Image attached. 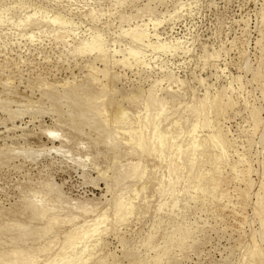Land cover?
I'll return each mask as SVG.
<instances>
[{
    "label": "rangeland",
    "instance_id": "1",
    "mask_svg": "<svg viewBox=\"0 0 264 264\" xmlns=\"http://www.w3.org/2000/svg\"><path fill=\"white\" fill-rule=\"evenodd\" d=\"M0 1V10L8 9L0 21V81L9 82V87L0 88V95L2 93L4 98L10 100L15 97V100L23 102L36 99L50 107L46 112H12L16 109V102L10 100L4 103L0 100V264H17L15 260L27 255L40 259L30 264H43L48 256L55 254L67 242L77 225L97 215L103 217L101 222H97L101 232L94 238L99 237L101 242L85 252L84 258L87 260L83 264H157L156 261L159 264H243V257L249 252L248 246L254 242L261 245L259 247L263 249L264 256L260 238L253 237L255 231L256 237L260 234L261 217H258L259 214L256 216L254 202L264 174V149L261 150L263 152L259 151L262 146L264 148V100L261 99V92H264V0H151L152 4L150 0ZM146 2L147 5H144ZM90 8H100L99 21H92L88 16ZM32 12L39 17L47 15L46 18L57 16L61 20L65 19L69 22L68 28L76 29L80 35L87 37L96 32L90 27L101 28L106 38L105 54L102 52L97 61L99 52L95 50L80 53V50L75 49L73 38L68 36L60 38L49 32L37 34L39 38L37 35L28 36L26 30L29 33L32 26H20V23L26 14ZM156 16L163 21L154 28L152 20ZM121 17L130 19L129 24L145 22L151 41L159 38L178 43V51L172 54L149 49L150 53L145 55L149 60L148 65L123 68L120 66L122 62L133 64L136 59L129 51L131 42L128 37L120 36L122 41L117 42L120 24L124 23ZM47 28H53V25L48 24ZM119 46L125 51L113 53L112 49ZM71 51L72 55L69 54ZM109 52L115 60H110L109 69L112 71L104 82L107 81L113 90L104 97L103 105L107 114H111V119L117 118L114 114L120 109L129 110L133 115L143 110L145 93H141L140 89H147L146 86L155 79L171 74L184 80L180 86L171 84L172 90L168 97L163 94L169 114L162 118L159 126L160 132L173 135L177 131L181 132L176 144L182 148L190 144L193 138L200 145L199 149L193 150L195 157L181 152L180 175L173 172V176L169 171V157L159 160L156 153L133 149L128 144L129 137L126 134L122 133L121 139L116 138L113 136L114 124L106 125L103 117L88 109L84 95L97 93L100 84H92L85 74H88L89 67L103 68L100 57L110 55ZM93 59L94 62L96 60L94 65L91 62ZM246 63L250 66L248 73L245 71L248 66ZM113 74H119L120 77ZM71 75L77 76L75 81L82 82V86L77 89L80 93L72 95L66 104L56 100H60L57 92L50 97L54 102L43 95L39 96L37 88L41 79L55 82L66 78L73 80ZM98 75L102 78L101 74ZM238 82H242L239 84L249 91L246 101L236 92ZM160 86H167V82L162 81L156 86L157 91ZM231 90L233 94H230ZM128 93L136 94V98L125 99ZM218 93H225L220 95L223 109L218 106V111L210 105L205 106V102L210 104ZM16 95L20 96L19 99ZM226 95H229V101ZM191 102L195 106L193 112L186 108ZM50 103L55 105L51 106ZM255 115L261 124L257 133L253 134L252 118ZM131 119L133 123L136 122L135 117ZM195 120L196 126H192ZM203 121L207 124H203ZM47 129L59 130V134L51 138L45 133ZM219 129L224 133L227 130L228 133L224 136L225 139L228 136L226 140L229 139V144L226 141L227 157L220 155L218 146L210 138ZM259 131L263 134L260 142ZM62 133L65 134L64 138ZM111 138L116 139L113 141ZM24 146L31 149L59 146L64 154L61 151V154L53 152L49 156L44 153L45 156L35 157L34 154L8 152L14 147L26 149ZM66 150L73 158L70 155L66 157ZM238 150L243 151V154ZM165 154L168 155V151ZM76 156H80L78 158L83 161L77 160ZM138 160L143 163L141 169L124 165ZM243 160L249 161L252 170L250 175L245 169L240 175ZM187 178L191 180L186 181ZM48 180L60 186L64 194L60 199L64 203L58 199L56 192L54 195L49 194V189L43 186ZM171 180L177 183L169 189ZM193 182L202 184V189H197V184ZM249 182L252 186H249ZM36 189L40 190L35 196ZM50 197L53 198L49 200ZM36 198L47 205H55L51 214L60 215H57V222L49 223L50 210L44 215L45 218L37 215L38 209L33 210L34 205L30 202L38 201ZM122 198L131 199V204L116 208ZM69 204L74 209L67 206ZM84 204L87 205L83 206L85 209L79 207ZM69 214H72L71 217L76 216L74 221ZM105 216L106 220L103 219ZM41 227L46 230H41ZM94 238L88 239L89 246L94 243ZM74 242L77 244L76 251H80L78 245L81 241ZM43 245L50 247L46 250L48 252L39 250Z\"/></svg>",
    "mask_w": 264,
    "mask_h": 264
},
{
    "label": "bare ground",
    "instance_id": "2",
    "mask_svg": "<svg viewBox=\"0 0 264 264\" xmlns=\"http://www.w3.org/2000/svg\"><path fill=\"white\" fill-rule=\"evenodd\" d=\"M133 1V0H131ZM135 1V0H134ZM160 1V0H159ZM1 2V1H0ZM97 2V1H95ZM148 2V1H147ZM147 2L144 3V5L146 4L147 5ZM151 2V0H150ZM131 3V2H130ZM86 4V3H85ZM120 4V3H119ZM149 4V3H148ZM152 4V2H151ZM178 4V3H177ZM20 5V7L23 6V4H18ZM133 5V4H132ZM180 5H181V2H180ZM108 6V5H107ZM177 6V5H176ZM264 6V5H263ZM117 7V5L115 6V8ZM144 8V6H142ZM155 7V6H154ZM153 7V9H155ZM97 8V7H96ZM108 8V7H107ZM135 8V7H133ZM141 8V7H140ZM100 9V8H99ZM99 9H95V8H90L89 10V14L88 16L91 17V20L92 21H99L100 20V15L101 13L99 12ZM119 9V8H118ZM142 9V8H141ZM7 10L8 9H4L3 11L0 10V21L1 19L5 16V14L7 13ZM102 10V8H101ZM113 11V10H112ZM146 11V10H145ZM151 11V10H150ZM149 11V13H150ZM108 12V11H107ZM121 12V11H120ZM119 12V13H120ZM157 12V11H156ZM161 12V11H160ZM172 12V11H171ZM46 13V12H45ZM105 13V11H104ZM154 13V12H153ZM167 14V13H166ZM121 15V14H120ZM126 15V14H125ZM128 15V14H127ZM137 15V14H135ZM150 15V14H149ZM154 15V14H153ZM172 15V14H171ZM181 15V14H180ZM40 15H36L35 13H30V14H26L25 18L23 19V21L20 23V26H28V25H31L32 27L29 28V33L27 32L26 30V33L28 36L30 37H33V36H36L37 34H44L45 32H49L51 33L50 35H59L58 37L60 36H68V37H72L73 40L75 41V49H78L80 50V53L81 52H89V51H92L95 50L97 52H99L97 54V61L99 60L98 59V56H101L102 55V52L104 53V51L106 50V45H105V39H104V36H103V33L100 31L101 28H98L97 26H95V28L93 27H90L91 29H94L96 32L92 33L89 35V37H87L86 35L83 36V35H80V33L76 30V29H73V28H68V21H66L65 19L61 20L59 17H52V18H46L48 17L47 15H43L41 17H39ZM133 16V15H132ZM138 16V15H137ZM159 16V15H158ZM262 16V14L260 15ZM9 17V16H8ZM135 17V16H134ZM141 17V16H140ZM145 17V16H144ZM153 17V16H152ZM151 17V18H152ZM155 17V15H154ZM157 17V16H156ZM7 18V17H6ZM110 18V16H109ZM143 18V17H142ZM146 18V17H145ZM264 18V17H263ZM5 19V18H4ZM10 19V18H9ZM141 19V18H140ZM166 19V18H165ZM116 20V19H115ZM137 20V18L135 19ZM139 20V18H138ZM121 21L122 22H127V24H120V29H119V32H118V40L117 42L121 43V37H128L130 39V53H132L134 56H135V61L133 62V64H127L126 62H122L120 66H122L123 68L124 67H129L131 68L133 65L135 66H140L142 65L143 66H146L148 65L149 63V60L148 58H146V53H150L148 51L152 50V51H162V52H170V53H176L179 49V46L180 44L178 45V43H172L171 41H164L163 39H157L156 41H151L150 40V33H149V29H148V26L145 22H141V23H138V22H135L134 24H129L130 22V19H125L124 17H121ZM163 21V20H162ZM161 19H159L158 17L154 20H152V26L154 28H156V26L158 24H161ZM132 22V21H131ZM91 23V22H90ZM48 24H52L53 25V28H47V25ZM73 24V23H72ZM82 24V23H81ZM92 24V23H91ZM108 24V23H107ZM98 25V24H97ZM119 25V24H118ZM55 26V27H54ZM94 26V25H93ZM150 27V26H149ZM7 29V28H6ZM103 30V28H102ZM104 31V30H103ZM108 32V31H107ZM42 34V35H43ZM117 34V33H116ZM26 35V34H25ZM45 35V34H44ZM88 35V34H87ZM121 36V37H120ZM261 36V35H260ZM42 37V36H41ZM48 37V36H47ZM55 37V36H54ZM35 38V37H34ZM37 38L38 35H37ZM56 38V37H55ZM61 38V37H60ZM36 39V38H35ZM42 39V38H41ZM70 39V38H69ZM40 40V39H39ZM128 40V39H127ZM155 40V39H154ZM68 41V40H67ZM116 42V40H115ZM261 43V42H260ZM71 44H74V43H71ZM66 45H69V44H66ZM108 45V44H107ZM110 46V45H109ZM182 46V45H181ZM73 47V46H72ZM189 48V47H188ZM111 49V48H109ZM150 49V50H149ZM11 50V49H10ZM74 50V48H73ZM114 52L113 53H118V52H124V48L120 47L119 48H116L114 47L112 49ZM77 51V50H76ZM109 51V50H108ZM91 52V53H92ZM106 52V51H105ZM157 52V53H158ZM264 52V50H263ZM79 53V54H80ZM110 53V52H109ZM165 53V54H166ZM241 53V52H239ZM69 54H73L72 51L71 53ZM78 54V53H77ZM105 54V53H104ZM103 54V55H104ZM127 54V53H126ZM243 54V53H242ZM111 55V56H110ZM110 55H106L105 57L101 58V62H103V68H99L98 66L97 67H89V71H88V74H85L89 81H91L92 84H96V83H99L100 86H99V90L97 93L95 94H88V93H85L84 97H85V101H86V105L88 107L89 110L91 111H94L96 113H98L99 116L103 117V119L105 120L104 122H106V125H109L110 123L114 124V130H115V133L113 134V136H115L116 138H120L121 134L123 133L126 134L128 137H129V140H128V144L134 149V148H137L139 150H141L142 152H148V151H151L158 155V158L159 160H162L164 159L165 157H169L170 158V168L171 170L169 169V171L172 172V175H173V172L174 174L176 175H180V173L182 172V169L180 170L179 169V165L181 164L180 163V155H181V152H185V153H188V154H191L193 157H195V152L197 149H199L198 147L200 146L195 140L196 138H193V140L190 142V144H188L186 147L182 148L183 146L179 145V144H176V140L177 138L180 136L181 132L177 131V133L175 135L171 134V133H165V132H160L159 131V126L161 124V121H162V118L165 117V115L168 113V106L166 104V96H164L163 94H167V97H168V94L171 92V84H177L178 86L182 85L184 83V80L178 78V77H174V76H171V74H166L164 76H162L160 79H155L154 81H152V83L149 85V86H146L147 89H140L141 93H145V99L144 100V109L139 111L136 115L129 111V110H126V109H120L118 111H115V114H114V117L116 116L117 118L115 119H111L110 115L107 114V110L104 109V105H103V100H104V97H107V93L110 92V90H113L112 88L110 89L108 85L109 83H107V81L104 82V80H107V77H108V74L110 71L109 69V66H111V63H110V60H115V59H112L113 58V54L110 53ZM171 55V54H169ZM208 55V54H207ZM115 56V54H114ZM156 56V55H155ZM239 56V55H238ZM241 56V55H240ZM8 58V56H6ZM122 58V57H120ZM247 58V57H246ZM244 58V59H246ZM96 59V57H95ZM153 59V58H152ZM208 59V58H206ZM89 60V59H88ZM138 61H141L139 63L141 64H138ZM242 61V60H241ZM89 62V61H88ZM92 63L94 62V59L91 61ZM90 62V63H91ZM100 62V63H101ZM154 62V61H152ZM249 62V61H248ZM86 64H88L87 62H85ZM96 64V60L94 62ZM94 63L92 65H94ZM17 64V63H16ZM114 64V63H113ZM164 64V63H163ZM248 66L245 68L246 72L250 70V66L248 63H246ZM18 65V64H17ZM84 65V64H83ZM90 65V64H89ZM151 65V64H150ZM157 65V64H156ZM161 65V64H160ZM239 65V64H238ZM153 66V65H152ZM162 66V65H161ZM244 66V65H243ZM85 67V65H84ZM149 67V66H148ZM167 67V66H165ZM245 67V66H244ZM111 68V67H110ZM163 68V67H162ZM87 69V67H86ZM120 69V68H119ZM164 69V68H163ZM124 70V69H123ZM168 70V69H167ZM163 71V70H162ZM166 71V70H165ZM171 71V70H170ZM169 71V72H170ZM244 71V73H245ZM121 72V71H119ZM125 72V70H124ZM164 72V71H163ZM101 74L102 78H100V76L98 74ZM248 73V72H247ZM74 74V73H73ZM122 74V73H121ZM127 74V73H126ZM125 74V75H126ZM113 75H116V74H113ZM112 75V76H113ZM124 75V74H123ZM122 75V76H123ZM162 75V74H161ZM160 75V76H161ZM248 75V74H247ZM260 75V73H259ZM262 75V74H261ZM73 77V80H69V78H66L62 81H58V82H55V81H51L50 79H41L40 82H39V85H38V88L37 90L41 93H39V96L40 95H43V97H47V100L50 99V97L52 96L51 94L52 93H59V97H60V100L59 99H56L58 100L60 103L62 104H66V102L71 98L72 95H77L79 94L80 92L77 91V89H79L82 85L81 83L79 82H76L75 81V78L77 79V76L75 75H71ZM118 77V75H116ZM159 76V75H158ZM157 76V77H158ZM127 77V76H125ZM196 77V76H195ZM202 77V76H201ZM246 77V76H245ZM7 78V77H6ZM237 78V77H236ZM86 79V80H88ZM122 79V78H121ZM125 79V78H124ZM153 79V78H152ZM252 79V78H251ZM250 79V80H251ZM109 80V79H108ZM259 80V79H258ZM162 81H166L167 82V86H160L161 88L157 91L156 89V86H159L160 83ZM239 81V80H238ZM110 82V81H108ZM151 82V80H150ZM243 84L242 82H238V86H237V89H236V92L238 93V95H241L243 96V98L245 99L246 101V97L249 95V91L247 90L246 91V88L244 89L245 86L241 85ZM8 85L9 87V82L6 80V81H0V88ZM11 85V84H10ZM245 85V84H244ZM95 86V85H94ZM247 86V85H246ZM260 86V85H259ZM141 87V86H140ZM220 87V86H219ZM225 87V85H224ZM252 88V87H251ZM254 88V87H253ZM4 89V88H3ZM207 89V88H206ZM228 89V88H227ZM208 90V89H207ZM1 91V90H0ZM6 91H9V90H6ZM31 91V90H30ZM33 92V91H32ZM233 90H231L230 94H233L232 93ZM5 93V91H4ZM255 93V92H254ZM215 94V92H214ZM225 93H223L224 95ZM229 94V95H230ZM3 94L1 93L0 95V100H3V102H8L11 100V101H14L16 102V109L14 108V110H12V112H46V111H49L50 107L49 106H45L43 105L41 102H38L36 101H17L15 100L16 98L14 97L13 99H8V98H4L2 96ZM206 95V94H205ZM222 95L221 93L217 94L213 99H211V103L209 104V102H205V106L207 105H210L212 106L213 108L217 109L219 107H222L221 109H223V106H221V101L223 100L221 97L223 96H220ZM229 95H226L225 98H227L226 100L229 101V98L227 96ZM261 99L264 100V92H261ZM6 96V95H4ZM8 96V95H7ZM109 96V94H108ZM16 97H18L16 95ZM20 97V96H19ZM18 97V99H19ZM22 97V96H21ZM25 97V95H24ZM35 97V96H34ZM212 97V96H211ZM230 98L231 95L229 96ZM26 98V97H25ZM23 98V99H25ZM30 98V97H28ZM37 98V97H36ZM125 99H133V98H136V94L134 93H128L125 97ZM123 98V99H124ZM205 98V97H204ZM251 98V97H250ZM52 99V98H51ZM50 99V100H51ZM142 99V98H141ZM233 99V98H232ZM32 100V98L30 99ZM168 100V99H167ZM242 100V99H241ZM248 100V98H247ZM52 102H54L53 100H51ZM1 102V101H0ZM4 102V103H5ZM248 102V101H247ZM225 103V102H223ZM227 103V102H226ZM230 103V102H229ZM1 104V103H0ZM51 106L52 105H55V104H52L50 103ZM232 104V103H231ZM230 104V105H231ZM246 104V103H245ZM7 105V104H6ZM106 105V104H105ZM229 105V104H228ZM219 106V107H218ZM256 106V105H255ZM3 107V106H1ZM5 107V106H4ZM54 107V106H53ZM52 107V108H53ZM254 107V105H253ZM51 108V109H52ZM187 109H190L192 112L194 111L195 109V106H194V103L191 102L189 105H187L186 107ZM208 109V108H207ZM206 109V110H207ZM255 109V108H254ZM256 110V109H255ZM50 111H53V110H50ZM204 111V110H203ZM220 111V110H218ZM222 111V110H221ZM206 113H208L207 111H205ZM50 113V112H49ZM110 113V112H109ZM82 114V113H81ZM169 114V113H168ZM182 114V113H181ZM224 114V113H223ZM73 115V114H71ZM109 115V116H108ZM107 116V117H106ZM132 117H135L136 118V122L133 123L132 121ZM168 117V116H167ZM180 117V116H179ZM254 123L252 124L253 128H252V133L253 134H256L257 133V130H258V127L259 125L261 124V122L259 123V118L256 117V115L254 116ZM175 120V119H173ZM179 120V119H178ZM183 120V119H182ZM103 121V120H102ZM262 121V120H261ZM188 122V121H187ZM211 122V121H210ZM182 123V122H181ZM203 124H207L206 121H203ZM111 125V124H110ZM109 125V126H110ZM175 125V124H174ZM107 127V128H110V127ZM192 126H196V120L192 123ZM167 127H171L170 126H167ZM202 127V126H201ZM262 127V126H261ZM176 128V127H175ZM179 129V127H178ZM177 129V130H178ZM222 129V128H221ZM221 129H219L217 132H214L213 134L210 135V138L212 139L213 142H215V144L218 146L219 148V151H220V155L222 157H227L228 156V149H227V145L229 144V139L226 140L228 138V136L226 137L225 139V133H227L225 130V133L221 131ZM225 129V128H224ZM112 130V129H111ZM166 130V129H165ZM59 130H55V129H47L45 133L48 134V136H52L51 138L53 137H56L59 133H58ZM167 131V130H166ZM174 131V130H173ZM260 132V131H259ZM51 133H56L57 135H51ZM112 133V132H111ZM263 133H264V130H263ZM61 134V133H60ZM63 134V133H62ZM228 134V133H227ZM226 134V135H227ZM46 135V134H45ZM65 134L62 135V137L64 136ZM259 142L260 140L262 141V132H260L259 134ZM61 137V135H59ZM61 137V138H62ZM64 138V137H63ZM110 138V137H109ZM116 138H111L112 140L116 139ZM50 139V138H49ZM56 139V138H55ZM59 139V137H58ZM121 139V138H120ZM52 140V139H51ZM65 140V139H64ZM113 140V141H114ZM226 141L228 142V144L226 145ZM258 142V141H257ZM109 143H112V142H109ZM114 143V142H113ZM118 143V142H117ZM116 144V141L115 143ZM127 144V143H126ZM257 144V143H256ZM258 145V144H257ZM260 145V144H259ZM263 145V144H262ZM25 147V146H24ZM261 147V145H260ZM26 149H23V148H10L8 152L10 153H17V154H20V155H32L34 154L35 157L36 156H40L42 154H47V155H52V153H60L61 154V151H62V148L59 147V146H49L47 148H42V149H31V148H27L25 147ZM259 148V147H258ZM201 149V148H200ZM239 149V148H237ZM235 149V150H237ZM263 148V146L261 147V149L259 151H261ZM64 150V149H63ZM194 150V151H193ZM136 151V149H135ZM168 151V155L165 154V152ZM239 153H242L243 151H240L238 150ZM237 151V153H238ZM66 157H68V155H70L69 151L66 150ZM71 152V151H70ZM263 152V151H261ZM63 153V151H62ZM236 153V154H237ZM245 153V152H244ZM260 153V152H259ZM44 154V156H45ZM59 154V155H60ZM64 154V153H63ZM243 154V153H242ZM247 154V153H246ZM262 153H260L261 155ZM72 155V154H71ZM70 155V156H71ZM65 156V155H63ZM246 156V155H245ZM26 157V156H25ZM72 157V156H71ZM77 157V156H76ZM80 157V156H78ZM77 157V160L79 159ZM191 157V156H190ZM238 157H241V155L239 156L238 154ZM73 158V157H72ZM37 159V158H36ZM71 159V158H70ZM157 159V158H156ZM168 159V158H167ZM76 160V161H77ZM79 160H82L83 159H79ZM191 160H193L191 158ZM70 161V160H69ZM75 161V159L73 160ZM79 162L80 164V161H77ZM194 162V161H193ZM76 163V162H75ZM241 166H242V169H241V173L240 175H242V172H244L243 170L245 169V171L248 172V174L252 171L250 170V166H249V161H246V160H243L241 161ZM78 164V163H77ZM132 165V166H135L136 168H139L141 169V167H143V163L142 161H136V162H128L124 165ZM123 165V164H122ZM80 166V165H79ZM83 166V165H82ZM161 166V165H160ZM84 167V166H83ZM244 167V168H243ZM86 168V167H84ZM125 168V167H124ZM128 170H129V167H126ZM215 169V167H213ZM241 168V167H240ZM262 168V167H261ZM83 169V168H81ZM85 169H83L84 171ZM127 170V171H128ZM212 170V169H211ZM210 170V171H211ZM262 170V169H261ZM168 171V172H169ZM210 171H207V172H210ZM86 172V171H84ZM83 172V173H84ZM170 172V173H171ZM180 172V173H179ZM143 173V172H142ZM139 174V173H138ZM199 174V173H198ZM217 174V173H216ZM219 174V173H218ZM260 174V173H259ZM85 175V174H84ZM133 175V172L132 174ZM144 175V174H143ZM170 175V174H169ZM188 175V174H187ZM192 175V174H191ZM205 175V173L203 174V176ZM250 175V174H249ZM141 176V175H140ZM175 176V175H173ZM190 176V175H189ZM211 176V175H210ZM213 176V175H212ZM125 177V176H124ZM139 177V176H137ZM180 177V176H179ZM178 177V178H179ZM188 177V176H187ZM197 177V176H196ZM202 177V176H201ZM200 177V178H201ZM177 178V179H178ZM189 178V177H188ZM186 179L189 180V179ZM204 178V177H203ZM246 178V177H245ZM128 179V178H127ZM176 179V178H175ZM174 179V180H175ZM211 179H213L211 177ZM210 179V180H211ZM260 179V178H259ZM126 180V178H125ZM191 180V179H190ZM189 180V181H190ZM197 180L199 181V179L197 178ZM202 180V179H201ZM197 181V182H198ZM218 181V180H217ZM176 181H173L171 180L170 183H169V189L170 187L175 183ZM219 182V181H218ZM217 182V183H218ZM260 187H259V190L255 193V198L257 199L254 203L256 205V208L254 209L257 214L256 216L259 214L260 216L258 217H261L260 218V221H259V228H260V234L259 236L256 237V232H254V235L253 237L254 238H260V241L261 243L260 244H263L262 247H264V174H263V177L262 179L260 180ZM168 183V181H167ZM166 183V185H167ZM177 183V182H176ZM189 183V182H188ZM187 183V184H188ZM253 183V182H252ZM147 184V183H146ZM161 184V183H160ZM186 184V185H187ZM192 184V182H191ZM193 184H197V183H194ZM46 186L49 190V194L53 193V195L55 194V192L58 194V199H60V197L62 195H64L62 193V191L59 189L60 186H58V184L55 182V181H46L44 182L43 186ZM143 185V184H142ZM185 185V186H186ZM214 186V185H212ZM216 186V185H215ZM214 186V187H215ZM220 186V185H219ZM249 186H252V184L249 182ZM163 187V186H162ZM173 187V186H172ZM189 187V186H188ZM195 187V186H194ZM202 184L198 183L196 188L197 189H202ZM213 187V188H214ZM241 187H243L241 185ZM166 188H168L166 186ZM205 188V187H204ZM186 189H188L186 187ZM38 191H34V195L36 196L37 193H39V190L40 189H36ZM184 191V190H183ZM182 191V192H183ZM203 191V190H202ZM218 191V190H217ZM43 192V191H41ZM141 192V191H140ZM166 192V191H165ZM222 192V191H221ZM253 193V192H252ZM183 194V193H182ZM254 195V194H253ZM57 196V195H56ZM112 196V195H111ZM34 197V196H33ZM44 197V196H43ZM55 197V196H53ZM52 197V198H53ZM126 197V196H124ZM140 197V196H139ZM35 198V197H34ZM32 198V199H34ZM51 197L49 198L52 199ZM57 198V197H56ZM64 198V196L62 197ZM119 198V197H117ZM37 199V198H36ZM39 199V198H38ZM37 199V200H38ZM55 199V198H54ZM123 199V198H122ZM117 200V199H115ZM125 201V206L124 207H127L129 204H131V199H123ZM39 201V202H38ZM38 201H33L31 200L30 202L33 203V207L34 209L33 210H37V215H41L44 217V215L47 214V212L49 213V210L51 211L52 209H54L55 205L54 206H51V205H47L45 204L44 202H42L40 199ZM47 201V200H45ZM62 201V200H61ZM60 201V202H61ZM119 200H117L116 202H118ZM63 202V201H62ZM68 202V201H67ZM73 202V200H72ZM75 202V201H74ZM78 202V201H76ZM81 202V201H80ZM79 202V203H80ZM174 202V200H173ZM52 203H53V200H52ZM59 203V202H58ZM64 203V202H63ZM69 203V202H68ZM78 203V204H79ZM31 204V203H30ZM55 204V202H54ZM82 203H80L81 205ZM88 204V203H86ZM86 204L82 205V206H79V207H83L85 206ZM90 204V203H89ZM253 204V203H252ZM64 205V204H62ZM60 205V207L62 206ZM76 205V204H75ZM113 205H116L115 203ZM32 206V204H31ZM67 206H70L67 205ZM66 206V207H67ZM73 206V204H72ZM92 206V205H90ZM36 207V208H35ZM56 207H58L56 205ZM71 207V206H70ZM87 207V205H86ZM124 207H120L119 206V203H117V206L116 208H124ZM30 208V207H29ZM63 208V206H62ZM73 207H71L72 209ZM78 208V207H77ZM105 208V207H104ZM31 209V208H30ZM64 209V208H63ZM67 209V208H66ZM74 209V208H73ZM82 208H80V211H81ZM83 209H85V207H83ZM92 209V207H91ZM90 209V210H91ZM58 210V209H56ZM59 210L62 211V209L60 208ZM110 210V209H109ZM60 211V212H61ZM93 211V210H92ZM100 211V210H99ZM103 211V210H102ZM253 211V212H255ZM59 212V211H58ZM56 211V213H58ZM63 212V211H62ZM65 212V211H64ZM67 212V211H66ZM87 212V210H86ZM85 212V213H86ZM113 212V210H112ZM32 213H35V212H32ZM52 213V211L50 212V214ZM54 213V212H53ZM91 213V212H90ZM65 214V213H64ZM89 214V213H88ZM95 214V213H94ZM59 214H51V217L49 218V223H55L59 220L58 216ZM72 214H69L68 216H70ZM96 215V214H95ZM60 216V215H59ZM39 217V216H38ZM65 217H67L65 215ZM71 217V216H70ZM76 217V216H75ZM75 217H71V219H73L74 221V218ZM103 217V215H97L95 218L91 219V220H87L85 221L83 224H80V225H77V227H73L74 228V232L72 235H70L68 238H67V242L64 243L62 245V247L53 255L51 256H48V259L43 263V264H83L84 261H86L87 259L84 258V254L87 250H89V248H93L94 246L96 247L97 245L100 244L101 240L99 237H95L94 238V235L98 236L100 234L101 231H99V227H98V224L97 222H101V218ZM89 218V217H88ZM42 219V218H41ZM70 219V218H68ZM67 219V220H68ZM46 220V219H45ZM61 220V219H60ZM64 220V218L62 219ZM66 220V221H67ZM193 221V220H192ZM12 222V221H11ZM11 222H8V223H11ZM47 222V221H46ZM65 222V221H64ZM68 222V221H67ZM65 222V223H67ZM71 222V220H70ZM6 223V222H5ZM119 223V221H118ZM117 223V224H118ZM47 224V223H46ZM46 224L44 226H46ZM188 224V223H187ZM43 226V227H44ZM76 226V225H75ZM43 227H41V230L43 229ZM106 228V227H105ZM108 229V228H107ZM180 230V228H178ZM183 229V227H182ZM44 231L46 229H43ZM49 228H48V232H49ZM104 230V229H103ZM70 231V230H69ZM68 231V232H69ZM36 232V231H35ZM39 232V231H38ZM103 232V231H102ZM259 232V231H258ZM37 233V232H36ZM43 233V232H41ZM67 233V232H66ZM65 233V235H66ZM72 233V229H71V232ZM49 234V233H48ZM54 234V233H53ZM68 234V233H67ZM46 235V234H45ZM44 235V236H45ZM59 235V233L57 234ZM54 236V235H53ZM41 237V235H40ZM47 238H49L47 235H46ZM52 237V236H51ZM94 238V243L93 244H90L89 246V242H88V239L89 238ZM178 237V236H177ZM50 239V238H49ZM53 239V238H51ZM64 239V238H63ZM46 240V239H45ZM81 241V243H79L78 245V249H80V251H76L77 250V244H73L74 241ZM50 241V240H49ZM55 241V240H54ZM53 241V242H54ZM75 243V242H74ZM259 243V242H258ZM54 244V243H53ZM58 244V243H57ZM56 245V244H55ZM41 246V245H40ZM61 246V245H60ZM261 245H257V243L254 242V244H251L250 246H248V253L245 255L244 258V261L242 260L243 264H264V256H263V253H262V250L260 247ZM50 247L49 246H46V245H43L39 250L40 251H46L48 250ZM165 250V249H163ZM163 250L161 251L163 253ZM168 250V249H167ZM93 251V250H92ZM159 251V250H158ZM157 251V252H158ZM169 251V250H168ZM13 252V251H12ZM26 252V251H25ZM38 252V250H37ZM48 252V251H46ZM166 251H164L165 253ZM160 253V252H158ZM161 253V254H162ZM167 253V252H166ZM20 254V253H19ZM160 255V254H159ZM162 255H165V254H162ZM155 256V254H154ZM153 256V258H154ZM12 257V256H11ZM19 258V256H17ZM152 257V256H151ZM156 259H157V255L155 256ZM163 257V256H162ZM160 256V258H162ZM241 257V255H240ZM238 257V258H240ZM10 258V257H9ZM159 258V257H158ZM36 257L34 255H27V256H24L21 260H15V262L17 264H30L31 262L33 261H36ZM163 259V258H162ZM14 260V259H13ZM12 260V261H13ZM40 260V259H37V261ZM159 260V259H157ZM161 261V259L159 260ZM167 261V260H166ZM169 261H171L169 259ZM176 261V260H175ZM239 261V259H238ZM144 263V262H143ZM155 263L159 264L158 261H156ZM238 263V262H237ZM240 263V262H239ZM85 264V263H84Z\"/></svg>",
    "mask_w": 264,
    "mask_h": 264
},
{
    "label": "snow or ice",
    "instance_id": "3",
    "mask_svg": "<svg viewBox=\"0 0 264 264\" xmlns=\"http://www.w3.org/2000/svg\"><path fill=\"white\" fill-rule=\"evenodd\" d=\"M51 135H54V136H55V135H57V134H56V133H51ZM119 206H120V207H124V206H125V201H124L123 199H121V200L119 201ZM117 215L119 216L120 213H118ZM103 219L106 220L107 217L105 216Z\"/></svg>",
    "mask_w": 264,
    "mask_h": 264
}]
</instances>
